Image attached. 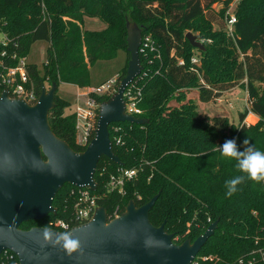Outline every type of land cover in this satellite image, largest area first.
<instances>
[{"label":"trees","instance_id":"1","mask_svg":"<svg viewBox=\"0 0 264 264\" xmlns=\"http://www.w3.org/2000/svg\"><path fill=\"white\" fill-rule=\"evenodd\" d=\"M220 1L0 0V32L17 41L19 54L25 57L35 43H49L44 70L29 64L28 71L38 96L46 85H57L49 123L53 133L77 153L86 148L77 143L75 115H65L70 103L58 96L60 85L88 88L90 68L115 59L124 50L127 62L118 90L131 59L128 24L139 26L142 37L151 34L161 59L152 52L139 53L143 70L133 83L143 94L144 112L139 119L147 123L109 128L113 152L122 166L103 157L95 174L97 189L91 193L108 216L118 208L122 216L130 202L142 207L160 194L150 221L155 227L167 221L165 231L174 235L177 245L195 242L218 222L199 257L213 256L215 263L210 264H264L259 253L264 252V184L246 179L229 198L225 181L241 173L236 162L218 150L226 140L235 139L243 151L247 138L251 146L264 151V0L241 1L234 38L227 34L225 18L232 0H222L224 7L216 12L213 7ZM87 17L100 19L105 29L84 31ZM211 24L221 32H211ZM195 30L211 40L204 43L202 52L186 39ZM194 57L199 64L192 63ZM237 87H244L248 95V109L240 114L237 129L230 128L229 122L211 121L186 97V91L194 88L199 100L208 103ZM110 99L109 95L97 97L102 104ZM173 101L179 106L172 107ZM249 114L260 121L247 125ZM113 126L120 127L117 134ZM120 170L134 171L136 176L126 183L124 193L111 192L110 177ZM78 190L66 184L54 200L56 214L25 223L21 229L70 221L77 202L73 192Z\"/></svg>","mask_w":264,"mask_h":264},{"label":"water","instance_id":"2","mask_svg":"<svg viewBox=\"0 0 264 264\" xmlns=\"http://www.w3.org/2000/svg\"><path fill=\"white\" fill-rule=\"evenodd\" d=\"M127 52L131 59L116 95L101 105L95 138L84 152H75L52 131L49 115L55 106L57 85L43 88L36 105L0 98V255L10 251L20 264H191L218 229V222L195 242H174L165 231L167 221L155 227L150 212L159 196L142 207L130 202L118 219L108 221L104 208L89 223L70 233L44 227L28 231L21 226L56 214L54 200L66 185L96 191L95 174L103 157L122 166L115 156L110 127L144 119L125 114L124 94L141 75V28L128 24ZM191 46L204 51L197 36L186 35ZM74 244L75 248L69 245Z\"/></svg>","mask_w":264,"mask_h":264},{"label":"built area","instance_id":"3","mask_svg":"<svg viewBox=\"0 0 264 264\" xmlns=\"http://www.w3.org/2000/svg\"><path fill=\"white\" fill-rule=\"evenodd\" d=\"M242 0H232L226 18V31L231 37H235V26L237 24V16L233 15L231 7L237 5ZM45 12V7L43 6ZM20 44L11 39L6 33L0 32V98L4 93H8L10 99L23 100L31 106L37 104L39 96L36 94L29 71L28 57L19 54ZM147 52L155 53L158 60L161 59V54L155 46L153 36L146 34L142 37L139 53L146 54ZM199 58L194 57L192 63L199 64ZM180 64H183L181 62ZM120 74L102 84L100 87L90 92H78L77 106L75 107L74 115L76 118L75 128L77 132V143L80 146L87 148L95 138L98 127L99 114L102 103L97 100V97L103 95L112 96L117 93V86L120 82ZM134 83V82H133ZM132 85L124 94L125 114L136 119L143 114V109L140 104L143 100L142 91L135 89ZM84 98V102L82 99ZM112 131L117 134L120 127L113 126ZM136 176L134 171L120 170L119 173L113 174L109 180V190L111 192L118 191L124 193L125 185L133 177ZM77 196V202L74 207V216L70 221L58 220L49 222L47 229L55 230L59 233H70L74 228L80 227L92 221L96 211L100 208L98 205L97 196L91 193L90 189H79L78 192H73ZM119 208L112 216H108L109 222L120 218ZM262 260H264V252L259 251ZM215 263L213 256H200L194 259L191 264H210ZM0 264H20L17 255L10 251H5L0 255ZM252 264V263H251Z\"/></svg>","mask_w":264,"mask_h":264},{"label":"rangeland","instance_id":"4","mask_svg":"<svg viewBox=\"0 0 264 264\" xmlns=\"http://www.w3.org/2000/svg\"><path fill=\"white\" fill-rule=\"evenodd\" d=\"M241 3V2H240ZM231 7L230 12L233 15L238 13L239 4ZM224 7L222 0L214 5L213 9L219 12ZM237 16V15H236ZM67 20V19H66ZM131 27L137 26L135 23L130 22ZM211 32H221L218 26L209 25ZM105 24L97 18H85L83 29L86 32H101L105 29ZM139 27V26H137ZM197 36L201 43H209L211 40L203 37L201 31L188 32ZM187 33V34H188ZM49 48V43L46 41H40L35 43L28 56V62L30 64L36 65L39 71H43L45 64L47 62V50ZM196 56L197 53H195ZM127 62V54L124 50H120L115 59L110 61H99L90 68V86L88 88H77L72 85L62 84L58 90V96L70 103V107L65 109V115H71L74 113L75 107L77 106V96L78 92L86 93L96 88L100 87L105 82H108L116 78L124 70ZM48 85H46L47 92L50 91ZM116 95L114 93L111 98ZM247 91L244 87H237L231 91L223 93L218 99L213 100L208 103L201 102L199 100L198 90L192 88L186 91V97L188 100L194 101L198 106L199 113L209 117L211 121H224L229 122V127L238 128L240 121V114H243L248 109V97ZM84 102V98L82 99ZM172 107L179 106L177 101L171 103ZM260 120L250 116L246 119L245 123L247 125H255ZM57 211V208L54 207Z\"/></svg>","mask_w":264,"mask_h":264},{"label":"clouds","instance_id":"5","mask_svg":"<svg viewBox=\"0 0 264 264\" xmlns=\"http://www.w3.org/2000/svg\"><path fill=\"white\" fill-rule=\"evenodd\" d=\"M244 150L241 151L235 139L226 140L218 150L223 157L236 162L240 175H236L225 181L226 195L230 198L239 192L240 186L247 180L255 184H264V151L251 146L250 139L243 141ZM75 248L74 244L69 245Z\"/></svg>","mask_w":264,"mask_h":264},{"label":"crops","instance_id":"6","mask_svg":"<svg viewBox=\"0 0 264 264\" xmlns=\"http://www.w3.org/2000/svg\"><path fill=\"white\" fill-rule=\"evenodd\" d=\"M121 73H122V72H121ZM75 87H76V86H75ZM77 88H78V87H77ZM230 91H231V90H230ZM197 107H198V106H197ZM250 116H253L254 118H257V119H259V118H258L257 116H255L254 114H249V116H248V117H250ZM248 117H247V118H248ZM247 118H246V119H247Z\"/></svg>","mask_w":264,"mask_h":264},{"label":"bare ground","instance_id":"7","mask_svg":"<svg viewBox=\"0 0 264 264\" xmlns=\"http://www.w3.org/2000/svg\"><path fill=\"white\" fill-rule=\"evenodd\" d=\"M249 118V117H248Z\"/></svg>","mask_w":264,"mask_h":264}]
</instances>
